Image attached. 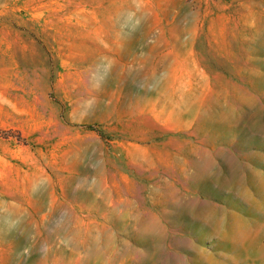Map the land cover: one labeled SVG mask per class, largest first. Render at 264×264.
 Listing matches in <instances>:
<instances>
[{
	"label": "rangeland",
	"instance_id": "obj_1",
	"mask_svg": "<svg viewBox=\"0 0 264 264\" xmlns=\"http://www.w3.org/2000/svg\"><path fill=\"white\" fill-rule=\"evenodd\" d=\"M0 264H264V0H0Z\"/></svg>",
	"mask_w": 264,
	"mask_h": 264
}]
</instances>
